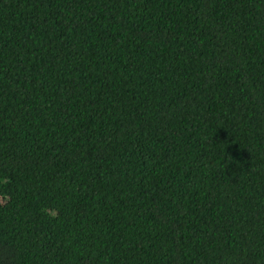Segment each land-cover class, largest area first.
<instances>
[{
	"label": "trees",
	"instance_id": "trees-1",
	"mask_svg": "<svg viewBox=\"0 0 264 264\" xmlns=\"http://www.w3.org/2000/svg\"><path fill=\"white\" fill-rule=\"evenodd\" d=\"M0 264H264V0H0Z\"/></svg>",
	"mask_w": 264,
	"mask_h": 264
}]
</instances>
